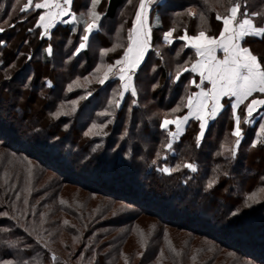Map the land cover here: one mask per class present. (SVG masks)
I'll list each match as a JSON object with an SVG mask.
<instances>
[{"label": "trees", "instance_id": "trees-1", "mask_svg": "<svg viewBox=\"0 0 264 264\" xmlns=\"http://www.w3.org/2000/svg\"><path fill=\"white\" fill-rule=\"evenodd\" d=\"M26 1L20 0L14 9L12 5L16 0H0V5H3L0 7V28L4 29L0 31V40L5 41L0 45V146L8 148L19 160L27 161L24 167H28L32 164L30 161H33L41 165L40 174L48 169L60 175L63 181L80 185L93 194L105 195L109 203L105 207L110 212L114 211L115 207L112 204L114 202H110L112 200L138 207V210L133 212L134 219L127 222L132 223L131 225L139 215L147 213L146 215L159 217L166 226L214 241L213 243L223 250L234 254L236 263L264 264V180L261 179L264 177V144L251 147L252 141L256 140L264 108L253 115L249 124L243 123L246 115L245 105L237 109L245 135L234 160L228 151L235 140L231 136L235 122L231 119L230 103H226L222 114L209 123L201 147L197 148L195 142L199 122L190 119L183 135L175 144V152H169L164 148V144L168 142V133L160 129L159 123L165 114L172 118L187 112L184 107L186 96L196 90L195 84L190 81L191 78L196 81L198 79L190 71H186L182 72L180 80L173 84L170 82L168 71H174L178 64L189 67L185 65V61L195 59L193 51L185 48L177 56L182 42L175 40L174 46L161 47L162 63L160 57L151 49L138 72V77L135 78L140 89L136 97L138 105L132 106L129 111L133 97L127 93L121 109H111L114 115L105 116L101 113L108 108V100L119 80L105 81V84L101 85L96 76L90 74L102 61L113 63L122 55L123 47L118 48L120 51L117 54L112 51L101 58L100 49H110L114 44L117 26L122 23L119 15L128 0H101L97 10L105 13L102 18V28L105 30L97 33L91 46L82 50L76 57H72V53L79 44V35L71 32L72 25L58 24L51 31V38H42V30L36 27L41 10L27 13L19 11ZM79 1L85 5L84 11L91 2ZM134 2L127 5V8L135 11ZM241 2L244 3L245 0ZM246 2L250 12L261 13L257 18L258 24H264V0ZM189 8L197 12L195 17L187 15L185 10ZM134 11H130L128 18L124 20L126 29L122 35V38L125 37L123 46L127 44V29L131 27ZM154 11L163 23L162 29L152 27V44L153 48H156L162 45V40L159 39L162 31L172 27L176 28L174 35H182L185 28L189 34L194 35L201 27L209 29V34L218 35L221 22L217 21L215 16L217 11L223 13L224 7L213 6L209 10L203 0H164ZM201 12L208 18L206 24L201 21ZM77 27L82 33V26ZM29 29L33 31L29 32ZM69 38L72 40L71 44L68 43ZM49 44L53 48L52 55L45 51ZM245 46L250 47L259 59L264 60V39L249 38V43ZM29 55L31 59H28ZM154 66L157 69L155 72ZM174 74L173 72L172 75ZM77 77L80 78L79 81L73 84ZM85 77L88 79L85 80ZM25 84L28 85L27 88ZM153 84H158V87L153 89ZM8 94H14L16 98L8 102L6 108L4 104H7ZM81 97L85 99H80ZM182 97L185 99L182 100ZM19 100H22L25 108L19 105ZM226 100L224 99L223 103ZM71 101H78L75 111H72ZM177 105H180V110L173 113L171 110ZM61 107L66 114L53 117L51 113L57 112ZM27 113L33 114L34 118L27 119ZM94 123L106 126L103 129L95 128L92 130L93 134L86 136L85 133ZM125 131L127 136L121 139ZM221 144L225 145L224 149H221ZM218 152L224 154L217 155ZM153 160L157 163L153 164ZM184 162L197 163L198 172L192 173L181 168L171 175H165L157 170L165 164L175 167ZM6 169V164L1 162L0 212L26 216L24 225L30 233L48 236L49 243L54 242L59 233L69 236L67 242L65 237L61 244L69 256L74 253L72 245L79 246L71 257L72 260L79 258L84 252L81 263H116L120 254L116 248L120 247L121 241L116 247L109 244L113 250L111 257L114 259L109 260L107 253L99 251L101 247L97 245L96 240L101 236L94 234L97 228L92 221L101 218L103 212H93L85 205L80 207L83 213L78 210L76 212L79 214L72 215V225L64 223L62 217L51 221L46 213H42L45 208L44 211L47 212L49 202H42L44 205L40 207L31 206L34 196L32 198L30 195L35 194L31 189L28 188L31 192H27L20 186L17 179L23 174L19 168L13 171L8 168V173ZM226 172L227 176L224 175ZM209 178L218 182L205 192ZM29 179L32 177H28ZM37 180L39 182L40 177ZM62 185L60 182L57 186L58 192L63 189ZM253 193L254 199H249ZM57 200L61 205L66 203L59 194ZM246 201L248 206H245ZM218 203L221 204L220 207L225 204L223 210H220ZM117 208L121 209L120 206ZM214 210L216 213H213ZM63 211L62 209L61 213H64ZM233 212L237 214L232 215ZM57 214L60 215V211H54L52 215ZM113 217L115 219L118 215ZM19 220L20 217L14 218V222L0 219V230L11 226L6 232L0 231V240L16 242L11 253L0 250V259H8L12 264H22L23 261H28L29 264H53L51 254L56 249L47 245L43 247L42 243L37 245L35 238L29 237V234L18 227L16 223ZM129 227L125 231L128 234L123 233L126 236L134 226ZM33 229L36 231L33 232ZM168 241L164 237L157 240L158 246L153 248L149 264L165 255L161 254V246H165V251L167 248L174 250ZM25 244L33 245L35 250L25 249ZM173 255L179 264L180 257ZM56 257V264H63L61 256Z\"/></svg>", "mask_w": 264, "mask_h": 264}, {"label": "snow or ice", "instance_id": "snow-or-ice-1", "mask_svg": "<svg viewBox=\"0 0 264 264\" xmlns=\"http://www.w3.org/2000/svg\"><path fill=\"white\" fill-rule=\"evenodd\" d=\"M19 3L20 0H16V3L12 7L15 9ZM128 3L131 4L132 0H128ZM156 3L157 0H138V6L131 20V27L127 29L126 46L116 44L111 49H100V55L103 58L109 52L115 51L117 47H123L122 55L115 59L113 63H104L102 61L101 64H98L93 69V73L90 74L96 76L97 82L101 85L105 84V81L115 82L116 79L119 80V84L113 88L112 97L108 100V108L101 113L102 115L113 116L114 113L111 109H121L122 102L126 100V93H130L131 97H133L129 111H131L132 106L138 105L136 97H138L140 89L134 78L138 77V72L141 70L145 60V54L148 53L150 48H153L152 24H150L149 18L150 10ZM203 3L209 7V10L213 6L224 7L223 13L217 11L215 16V19L221 22L218 35L209 34V29L204 27H201L194 35L189 34L187 28L184 29L182 35H174L176 28L172 27L166 31H162V35L159 37L162 40V45L153 49L163 63L161 47L174 46L173 42L175 40L183 41L182 48L177 50V56L180 55L183 48H190L195 52V59L191 62L185 61V65H189L190 63V67L178 64L175 74L170 75L169 79L173 84H176L180 80L182 72L186 71L196 73L199 76V83L195 79L190 81L191 84H195L199 91L186 96L187 102L184 104V107L187 108V113L185 115L173 116L172 118H169L165 114L159 123V127L168 133V142L164 144V148L169 152H175V143L183 135L185 126L189 123V118H195L199 122V132L195 137L196 147L199 148L202 146V141L209 128V122L215 121L218 115L222 114V111L225 109V104L230 103L231 119L235 122L231 136L235 140L228 151H230L231 159L234 160L238 155L239 146L245 135L241 126V116L238 114L237 109L245 104L250 97H253V93L264 94V60L259 59L257 55L253 54L250 47L245 46L249 43V38L259 37L264 39V24H258L257 18L261 16V13L250 12L246 0L244 3L241 0H227L226 4L225 0H203ZM100 4L101 0H91L86 10L77 14L73 11V0H27L19 8V11L27 13L33 10H43L36 21V27L42 29L40 31L42 38H51V30L58 24L72 25L71 32L79 35V44L72 53V57H76L82 50L89 48L96 34L102 31V18L105 16V13L97 10ZM0 7H3V5H0ZM185 11L189 17L197 15V12L192 8ZM199 15L202 23L206 24L207 16L203 12L199 13ZM77 26H82V33ZM155 26L158 29L163 28L162 19L159 15L155 18ZM122 29L123 25L120 26V30ZM0 31H4V29L0 28ZM28 31L31 32L33 29H29ZM4 43L5 41L0 40V45ZM68 43H72L71 38H69ZM217 50H221L224 53L223 58L217 57ZM45 51L49 55H52V45L49 44ZM72 57H69V59ZM28 59H31V55H29ZM156 70L154 66L153 72ZM28 79L31 80V77ZM79 79L77 77V80L72 83L76 84ZM87 79L85 77V80ZM205 81L207 84H205ZM24 86L25 88L28 87L27 84ZM157 87L158 84L152 85L153 89ZM69 90H71V85H69ZM88 94L91 95L90 92ZM222 98L234 99L226 100L222 103ZM80 99H85V97H81ZM183 99L185 97H182ZM77 103L78 101H71L73 106L72 111H75ZM261 106H264V98H252L244 109L246 115L243 118V123H251L253 113L261 108ZM179 110L180 105H177L171 111L175 113ZM61 114H66L63 113L62 107L57 112L51 113L53 117ZM261 119L264 121V116ZM105 126L104 124L97 125L94 123L85 135L93 134V129H103ZM170 126H174L175 131H172ZM262 133H264V122H260L257 136ZM95 134L98 135L99 133ZM125 136H127V131H125L121 139H124ZM258 144H264V141L253 140L251 147L255 148ZM224 148L225 145L221 144V149ZM223 154L224 152L217 153V155ZM126 155L128 154L126 153ZM156 163L157 161L153 160V164ZM181 168L188 169L192 173L198 172V165L195 162H184L183 164H177L175 167L165 164L163 167H158L157 170L165 175H171L173 172L180 171ZM224 175L227 176L228 173L226 172ZM261 179L264 180V177ZM187 182L186 180L185 183ZM217 182L216 179L209 178L205 185V192L212 189ZM254 197L255 193L249 199H254ZM245 206H248L247 201L245 202ZM236 214L237 212L232 213V215ZM0 215L7 216L8 214L0 213ZM41 215L43 216V214ZM64 223H67V221ZM32 231L35 232L36 230L33 229ZM144 241L145 238L141 233L142 245ZM15 243L8 240H0V250H7L11 253V249L15 247ZM36 244L41 245V241L38 239ZM43 247H46V244ZM25 249L35 250L31 244H25ZM51 260L53 264H56L57 257L55 253L51 254ZM0 264H12V261L0 259ZM22 264H29V262L23 261ZM125 264H128L127 259L125 260Z\"/></svg>", "mask_w": 264, "mask_h": 264}, {"label": "rangeland", "instance_id": "rangeland-1", "mask_svg": "<svg viewBox=\"0 0 264 264\" xmlns=\"http://www.w3.org/2000/svg\"><path fill=\"white\" fill-rule=\"evenodd\" d=\"M134 1L135 0H132V2ZM163 1L164 0H157V3L152 6L150 10V18H149L150 20H153V18H156V15L158 16L157 12L154 11V8L158 6L159 4H161ZM75 3L73 4V10H75L77 14L84 11L83 9L85 5L83 6V2L79 0L77 1L75 0ZM134 3H135V8H136L138 6V1L137 3L136 2ZM127 5H129V3H126L125 5L126 8L124 7L119 15L120 21L122 23L119 24V26H117V30L113 38L114 44L111 46V48L116 44L124 45L125 37L122 38L123 31L126 29L125 25H123L125 24L124 20L128 18L130 11L131 12L134 11V10H130L129 8H127ZM65 19H67V17H65ZM121 25H123L122 30H120ZM104 30L105 29L102 28V32H104ZM46 38H49V37H46ZM182 46H183V43L181 46H179V49H181ZM118 48H122V47H117L113 54H117L120 51L118 50ZM151 49H154V48H150L149 51ZM184 49L185 48H183V50ZM164 53L166 52L164 51ZM147 54H145V57ZM153 55H154L153 57H155V54ZM219 58H222V55H220ZM151 64L153 65V62H151ZM189 67H190V64H189ZM175 71L176 69H174V71L169 70L168 75L169 76L172 75L173 72L175 73ZM191 81H192V78H191ZM197 83H199L198 80H197ZM15 98L16 96H14V94L7 95V98H6L7 104H4L6 105V108H7L8 102L14 101ZM19 105L25 108V106L22 103V100H19ZM263 116H264V113H263ZM32 118H34L33 114H29L27 119H32ZM170 128L172 129V131H175L174 126H170ZM258 131H259V128H258ZM257 133H256V140L262 141L264 133L260 134L259 136H257ZM177 142L178 141H176V143ZM22 161L19 160V157L17 158V156L14 153L8 150V148H4L3 146L2 147L0 146V163L3 162L6 164L7 166L6 172L8 173V168H10L12 171L16 168L17 169L19 168L20 172L23 174L20 178L17 179L20 182V186H22L23 190L27 192L30 191V190L28 191V188L31 189L33 194H35V195H30L32 196V198L34 196L33 202L31 201V204H32L31 206L40 207L41 205H44V203L42 202H45V203L49 202L47 212H45L46 208L44 209L45 211L43 210L42 212V213L47 214L49 220L52 221V220L58 219L57 217H60V218L62 217L64 218L65 221H67L68 224L72 225L74 224V219H73L74 217H72V215L79 214V212H76L78 210L80 211V213H83L80 207H84L85 205L87 209L93 212H99V213L103 212L102 213L103 215L101 218L93 219L92 221L93 225L95 224V227L97 228L94 234H98L99 236H101L99 237L98 240H96L97 245L101 247L99 250L101 253H107V255L109 256L108 258L109 260H114L113 257H111L113 250H111L112 248H110L109 244L116 247L117 244L121 241L120 247L116 248V250L117 249L119 250L118 252L120 254L118 253L119 258L117 259L115 264H125L126 259L128 261V264H149L148 261L152 257L150 256V254H152L153 248L158 246L157 240H161L162 237L166 238L167 241L169 240L168 243L173 245L172 248L175 250V252L173 250L170 251L168 248L165 251L164 250L165 246H161V250H162L161 254H165V255L164 256L161 255V257L158 260L157 259L153 260L152 264H177L175 255L173 254H177L178 257H180L179 264H244L242 262L236 263L234 260L236 256L232 253H229L223 250L222 247L218 246L216 243H213L214 241L212 242L211 240H208L204 237H198L196 235H191L190 233L186 231H181V230L166 226L163 224V222H161L160 218L157 216L146 215L147 213L145 215L141 214L136 218V221L134 222L132 221L133 225H131L132 223L129 224L127 222H130V220L134 219L132 215H133V212H136V210H138V207L131 205L129 203L123 204V203H120V201L112 200L110 202H114L112 204H114L115 206L113 210L118 211V212H114V211L110 212L107 210L108 208L105 207L106 205L109 204L108 200L105 199L106 198L105 195L103 194L101 195L99 193L93 194L92 192H89L88 189L86 190V188L80 185H76L75 183L73 184L71 182L68 183L66 181H63L60 175L48 169L47 170L44 169L45 171H43V173L40 174L39 170L42 169L41 165H37V163L30 161L32 162V164L28 165V167H24L27 161L25 160H22ZM28 177H32V179L28 180ZM39 177H40V180L38 182L37 179ZM83 181L85 180L83 179ZM60 182L63 184L62 185L63 189L59 190L58 192L57 186H59ZM55 184H57V186ZM58 194H59V197H61L62 199H64V201H66L65 204L61 205L62 203H58V200H57ZM30 196L28 195L29 199H30ZM54 201H56L58 204H56V202ZM220 205L221 204L218 203V207H220ZM117 206H120L121 209H118V208L116 209ZM224 206L225 204L222 207H220L221 208L220 210H223ZM62 209L64 210L63 211L64 213H61ZM54 211H57V212L60 211V215L61 214L63 215L60 216L57 214V216H54L52 215ZM0 213H6V211H2ZM116 213H118L117 214L118 217L113 219L114 218L113 216H117V215H113ZM213 213H216V211L214 210ZM97 216H99V214ZM16 217H20V220L17 221L18 223H16L18 227L21 230H23L27 235L29 234L28 235L29 237L33 239L35 238L36 240L39 239L42 244H46L51 249L52 248L56 249L52 251V253L55 252L56 255H60L61 256L60 259L63 264H85V263H81V259L83 258L82 253L84 255V252H82L79 258L75 260H72L71 258L72 256H74V253L79 248L78 245L77 246L72 245L73 246L72 252L74 253L71 256L67 255L68 252H66L63 249L64 245L61 244V241H63V238L67 237L66 239V242H67L69 236H66L64 233L63 234L59 233V235L54 239V242L49 243L47 242L48 236H45L42 234L41 235L30 234V230L28 229V227H25L24 225V220L26 219V216H23V215L18 216V214L16 213L15 215H9V214L7 216L0 215V219H6V220L13 221V222H14V218ZM129 226H132V227L134 226V227L131 229L130 231L131 233L128 236H126L123 233H126L125 231L128 230V228H130ZM10 227H11L10 225L7 226V228H10ZM7 228L2 229L0 231L6 232L8 230ZM141 233L143 234L145 238L143 245L141 243ZM2 260H5V259H2ZM6 260L9 261L8 259ZM104 262H107V264L111 263L108 261H104Z\"/></svg>", "mask_w": 264, "mask_h": 264}, {"label": "crops", "instance_id": "crops-1", "mask_svg": "<svg viewBox=\"0 0 264 264\" xmlns=\"http://www.w3.org/2000/svg\"><path fill=\"white\" fill-rule=\"evenodd\" d=\"M156 17H157V15H156ZM149 22H150V24H152V27H156V26H155V18H153V20H150V19H149ZM180 42H182V43L184 44L183 41H180ZM188 49H190V48H188ZM191 50H192V49H191ZM192 51L194 52V50H192ZM146 54H147V53H146ZM194 54H195V52H194ZM216 54H217V57H218V58H219L220 55H222V58H223L224 53H223L221 50H217V53H216ZM192 74L198 78V82H199V76H198V74H196V73H192ZM205 84H207L206 81H205ZM208 86L210 87V85H208ZM197 91H199V89L196 87L195 92H197ZM256 97L264 98V94L253 93V97H250L249 100L246 101L245 104H243V105H245V108H246L247 103L250 102V100H251L252 98H256ZM224 99L231 100V99H234V98H222V100H221L222 103H223V100H224ZM241 106H242V105H241ZM262 108H264V106H261V108L257 109V111H256L255 113H253V115H255V114H257L259 111H261ZM186 113H187V112H186ZM245 113H246V112H245ZM190 119H195V118L190 117L189 120H190Z\"/></svg>", "mask_w": 264, "mask_h": 264}]
</instances>
